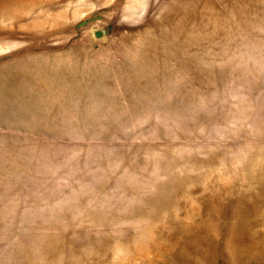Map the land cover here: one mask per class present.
<instances>
[{
  "label": "rangeland",
  "instance_id": "1",
  "mask_svg": "<svg viewBox=\"0 0 264 264\" xmlns=\"http://www.w3.org/2000/svg\"><path fill=\"white\" fill-rule=\"evenodd\" d=\"M0 264H264V0H0Z\"/></svg>",
  "mask_w": 264,
  "mask_h": 264
}]
</instances>
